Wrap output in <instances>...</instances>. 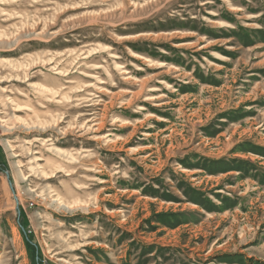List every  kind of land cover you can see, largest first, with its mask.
Listing matches in <instances>:
<instances>
[{
	"label": "rangeland",
	"instance_id": "1",
	"mask_svg": "<svg viewBox=\"0 0 264 264\" xmlns=\"http://www.w3.org/2000/svg\"><path fill=\"white\" fill-rule=\"evenodd\" d=\"M0 264H264V0H0Z\"/></svg>",
	"mask_w": 264,
	"mask_h": 264
},
{
	"label": "trees",
	"instance_id": "2",
	"mask_svg": "<svg viewBox=\"0 0 264 264\" xmlns=\"http://www.w3.org/2000/svg\"><path fill=\"white\" fill-rule=\"evenodd\" d=\"M263 32V30H252V34H249V39H250V42H251V45H253L254 43H257L259 42V35H261ZM261 33V34H260ZM248 42V43H250ZM240 150H244V149H240ZM193 196H194V199H195V203H199L200 205H204L201 201V198L199 197L198 195V192L194 191L193 192ZM206 205H204L203 207H205Z\"/></svg>",
	"mask_w": 264,
	"mask_h": 264
},
{
	"label": "bare ground",
	"instance_id": "3",
	"mask_svg": "<svg viewBox=\"0 0 264 264\" xmlns=\"http://www.w3.org/2000/svg\"><path fill=\"white\" fill-rule=\"evenodd\" d=\"M49 178V177H48Z\"/></svg>",
	"mask_w": 264,
	"mask_h": 264
}]
</instances>
